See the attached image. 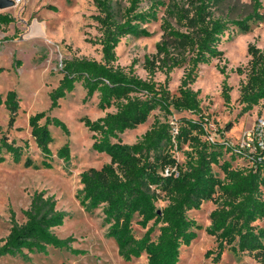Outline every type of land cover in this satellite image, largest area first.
I'll list each match as a JSON object with an SVG mask.
<instances>
[{"label": "trees", "instance_id": "1", "mask_svg": "<svg viewBox=\"0 0 264 264\" xmlns=\"http://www.w3.org/2000/svg\"><path fill=\"white\" fill-rule=\"evenodd\" d=\"M145 1L150 3L148 8L142 6ZM252 1L248 15L230 19L216 15L224 0H94L101 61L74 57L62 63V78L50 93L49 111L59 108L60 100L77 84L85 89L86 100L98 94V108L105 115L82 121L93 133L92 149L109 156L110 162L81 174L78 199L87 212L102 208L106 236L115 241L119 256L126 261L145 255L148 264H179L182 247H189L197 238V230L202 229L188 212L213 202L216 208L210 213L206 232L216 238L215 262L229 248L235 254H254L264 264V228L256 225L264 219V164L252 159L244 168H233L231 161H222L225 154L235 159L232 146L223 137L210 139L200 91L192 88L201 66L222 59L220 45L231 28L247 34L254 24L264 21L263 4ZM161 9L164 16L159 18ZM13 21L10 15L0 14V26ZM158 21L163 36L157 53L145 57L147 78L136 74V62L127 68L117 65L116 50L122 39L148 37L146 26ZM248 55L247 66L236 70L246 76L239 89V117L264 102V49L250 44ZM176 69H184V76L178 93L173 94L169 82ZM220 71L226 73L224 68ZM159 72L166 75L164 83L155 81ZM231 90L225 80L222 97L226 104L231 102ZM0 106L8 111V127L13 128L21 110L18 93L9 91L4 96L0 92ZM112 108L114 111H108ZM156 110L166 118L174 112H188L197 119L183 117L176 124L156 119L135 143L121 141V135L146 124ZM29 126L43 160L38 165L26 157L23 166L52 169L54 138L50 127L61 129L67 136L68 127L45 111L30 116ZM231 128L230 123L227 130ZM26 148L27 143L21 146L2 136L0 164L6 161V155L13 163H22ZM179 152L186 158L184 163L177 159ZM58 157L70 162L68 142L58 150ZM215 167L221 169L223 178ZM160 202L166 205L160 206ZM23 215L26 220L20 224L11 212V229L0 245V264L3 257H25V252L47 254L50 247L84 252L72 248L73 237L62 239L55 234L54 229L62 227L67 217L58 210L55 196L35 192ZM134 223L145 230L141 237L135 235ZM212 253L208 251L207 256Z\"/></svg>", "mask_w": 264, "mask_h": 264}, {"label": "rangeland", "instance_id": "2", "mask_svg": "<svg viewBox=\"0 0 264 264\" xmlns=\"http://www.w3.org/2000/svg\"><path fill=\"white\" fill-rule=\"evenodd\" d=\"M13 1V7L0 9V14H8L14 19L10 25L0 26V69L3 70L0 73V92L6 96L9 91H16L21 99V110L14 127L9 129L8 111L0 106V139L6 135L18 145L24 146L27 143L28 148L22 163L15 164L6 155V161L0 164V245L10 232L11 212L15 213L18 223H24L26 219L23 211L29 208L34 193L46 191L48 195L55 196L58 210L67 215L64 225L54 229L55 234L62 239L73 237L72 248L84 252L77 254L50 247L47 254L25 252V257H3L1 264H148L145 255L131 261L121 258L115 241L106 236L107 227L103 223L102 208L87 212L78 199L82 189L81 174L90 168L100 169L110 162L109 156L92 149L93 133L82 121L85 117L94 121L105 115L106 112L98 108V94L86 100L85 89L77 84L72 93L60 100L59 108L49 111L50 93L62 78L60 70L63 61L74 57L98 61L102 59V47L99 44L101 35L94 19L98 14L94 0ZM163 1L168 3L170 0ZM252 2L224 0L216 15L230 19L245 17L252 11ZM260 2L264 6V0ZM149 5V1L142 4L144 8ZM163 16L164 9H161L159 18ZM146 28L150 33L148 37L128 36L122 39L116 50L117 65L127 68L136 62L135 72L143 79L147 78L143 67L145 57L157 53V44L163 36L160 21L148 24ZM250 44L264 49V21L254 24L247 34L231 28L220 45L224 52L222 59L201 66L198 79L192 85L195 91H200L202 113L208 119L209 135L218 140L223 137L230 144L239 142L243 133L258 118H264V102L239 117L242 108L238 103L239 89L246 76L237 74L236 70L247 66L250 60ZM222 68L225 69V74L221 73ZM183 76L184 69H176L170 74L169 89L173 94L178 93ZM165 80V74H156L155 81L164 83ZM225 80L232 88L230 104H226L222 97ZM42 111L63 121L70 135L67 136L61 129L51 126L54 138L51 145L53 168L27 169L23 166L26 157H31L38 165L43 160L29 126L30 116ZM183 117L197 119L188 112H174L166 118L162 112L156 110L146 124L121 135V141L124 144L135 143L156 119H167L171 124H176ZM230 123L232 128L227 130ZM67 142L71 150V160L68 163L58 157V150ZM176 156L181 163L185 162L183 153L179 152ZM222 161H231L233 168H244L249 164L246 158L232 159L230 154H225ZM214 171L221 178L224 177L220 168L215 167ZM159 205L165 206L166 202H160ZM215 208L213 202H206L201 209L188 212V216L202 229L197 230V238L189 247H182L179 264H260L254 254H235L229 248L215 262L216 238L206 232L211 224L210 213ZM256 225L264 228V219ZM133 228L137 237L145 233L136 223ZM157 234L158 232L155 236ZM210 250L213 253L208 257L207 252Z\"/></svg>", "mask_w": 264, "mask_h": 264}, {"label": "built area", "instance_id": "3", "mask_svg": "<svg viewBox=\"0 0 264 264\" xmlns=\"http://www.w3.org/2000/svg\"><path fill=\"white\" fill-rule=\"evenodd\" d=\"M210 139L214 141L216 138L210 136ZM231 146V154L235 157L255 159L264 164V118H258L252 127L243 133L239 142Z\"/></svg>", "mask_w": 264, "mask_h": 264}, {"label": "water", "instance_id": "4", "mask_svg": "<svg viewBox=\"0 0 264 264\" xmlns=\"http://www.w3.org/2000/svg\"><path fill=\"white\" fill-rule=\"evenodd\" d=\"M14 1L13 0H0V9H8L14 6Z\"/></svg>", "mask_w": 264, "mask_h": 264}]
</instances>
